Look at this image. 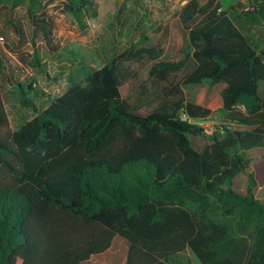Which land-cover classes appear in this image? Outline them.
<instances>
[{"label": "trees", "instance_id": "1", "mask_svg": "<svg viewBox=\"0 0 264 264\" xmlns=\"http://www.w3.org/2000/svg\"><path fill=\"white\" fill-rule=\"evenodd\" d=\"M43 1L11 7L25 4L54 50ZM234 2L188 0L178 13L190 47L182 58L130 47L71 77L42 110L33 81L17 77L0 47V264H92L116 238L122 264H190L188 249L201 264H264V0ZM61 3L83 31L99 15V0ZM205 80L224 84L226 123L212 134L180 116L211 112L184 91ZM4 84L35 113L14 131Z\"/></svg>", "mask_w": 264, "mask_h": 264}, {"label": "rangeland", "instance_id": "2", "mask_svg": "<svg viewBox=\"0 0 264 264\" xmlns=\"http://www.w3.org/2000/svg\"><path fill=\"white\" fill-rule=\"evenodd\" d=\"M187 1L99 0L98 17L90 20L89 28L83 31L72 16L62 11V0H44L42 11L54 21L52 44L56 49L53 50L41 35L35 34L25 4L12 9V0H0V37L5 39L0 47L15 65L17 77L28 83L33 81L32 87L38 91L32 93L34 102L42 110L67 90L71 77L82 80L85 67L99 69L130 47L155 45L167 58H182L190 47L187 34L180 27L178 13ZM251 1L235 0L234 7L251 6ZM243 9L235 13L240 16ZM243 21L240 20V24L247 32L249 25ZM18 23L26 34L23 40L16 32ZM250 28L251 33L256 30ZM260 28L264 30V26ZM147 74L148 69L142 76ZM223 86V83L212 84L205 80L184 87L187 102L211 111L204 119L213 128L226 123L220 111ZM1 89L9 126L14 131L35 113L20 103V93L14 85L4 84ZM259 92H264V81L260 82ZM122 246L125 247L119 238L114 239L112 250L93 259L92 264H122L125 257ZM183 259L190 264H201L190 249L183 254Z\"/></svg>", "mask_w": 264, "mask_h": 264}, {"label": "built area", "instance_id": "3", "mask_svg": "<svg viewBox=\"0 0 264 264\" xmlns=\"http://www.w3.org/2000/svg\"><path fill=\"white\" fill-rule=\"evenodd\" d=\"M220 11H221V9H218V12H220ZM0 43H2V44L5 43V39L3 37H0ZM180 116L182 119H184L186 121L199 124L200 127H202L207 134H212L215 130H217V128H213L212 126H210L206 122V119L194 118V117L190 116L188 113H186L185 111L181 112ZM218 129L221 130V127Z\"/></svg>", "mask_w": 264, "mask_h": 264}, {"label": "crops", "instance_id": "4", "mask_svg": "<svg viewBox=\"0 0 264 264\" xmlns=\"http://www.w3.org/2000/svg\"><path fill=\"white\" fill-rule=\"evenodd\" d=\"M243 22H245V21H243ZM239 25L240 26H242L240 23H239ZM262 34L264 35V30H262ZM114 241V240H113ZM121 242H122V240H121ZM113 243V242H112ZM123 243V242H122ZM124 244V243H123ZM112 246V245H111ZM113 247H114V245H113ZM112 247V248H113ZM123 247V249H124V252H125V257H124V259H123V261H122V263L125 261V258H126V249H125V247L124 246H122ZM109 250H112L111 248L109 249Z\"/></svg>", "mask_w": 264, "mask_h": 264}]
</instances>
